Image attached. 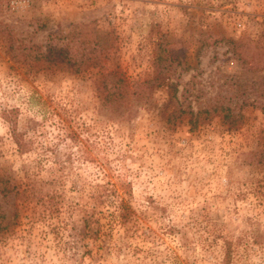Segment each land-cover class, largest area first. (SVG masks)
<instances>
[{"label": "rangeland", "instance_id": "374dc122", "mask_svg": "<svg viewBox=\"0 0 264 264\" xmlns=\"http://www.w3.org/2000/svg\"><path fill=\"white\" fill-rule=\"evenodd\" d=\"M96 44L79 75L43 63ZM108 74L129 84L125 117ZM184 89L196 128L173 115ZM262 149L264 0H0V172L21 193L0 264H264Z\"/></svg>", "mask_w": 264, "mask_h": 264}, {"label": "trees", "instance_id": "16d2710c", "mask_svg": "<svg viewBox=\"0 0 264 264\" xmlns=\"http://www.w3.org/2000/svg\"><path fill=\"white\" fill-rule=\"evenodd\" d=\"M107 46L104 48L106 49ZM97 46V44L93 47L90 45L88 47L75 50L76 54H71L66 50H54L53 58H49L48 56L43 59V63L48 65V67H61L73 75H79L85 69L91 65H93L96 61H99L104 54V49ZM173 65V61H170L168 67L164 68L162 72L163 81L170 80L171 74L170 70ZM103 101L110 105L113 109L114 113L118 116L125 117V113L130 110L129 102L127 99L129 97V84L122 78L116 74H108L103 78ZM110 85V88L109 86ZM160 85H165L163 82ZM174 87V86H173ZM177 90L175 88L173 94L176 96ZM191 94H189L188 89H184L182 94V99L179 104L185 103L187 106L178 108V111H174L173 115H176L179 119L188 117L189 124L196 128L199 124L201 116L203 112L200 110L198 113L191 107ZM181 106V105H179ZM207 117L212 114H221L223 116L224 124L228 126L230 130H236L238 125L241 123L240 120H237L231 108L217 107L210 111H205ZM172 115V117H173ZM1 117L7 122L10 126L11 137L14 140L15 144L18 146L19 152L24 154L28 151L27 143H25V129H21L20 127V111L16 108L14 109H4L1 112ZM171 118V117H170ZM170 121V120H169ZM239 123V124H238ZM249 157V165H263L264 166V149L256 150L250 152L248 154ZM20 191L18 186L13 182L12 177L5 173L0 172V228L7 230L9 227L14 225V222L20 217L19 208L15 209V215L13 216L12 222L6 223V215L5 210L2 207V204H11L14 208V200H16L20 196ZM4 223V224H3ZM4 227V228H3ZM230 253H227L226 256H229Z\"/></svg>", "mask_w": 264, "mask_h": 264}]
</instances>
